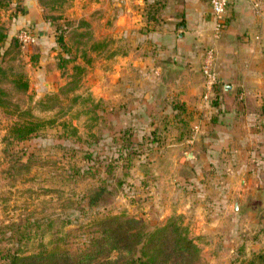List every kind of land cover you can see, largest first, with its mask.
<instances>
[{
    "label": "rangeland",
    "instance_id": "374dc122",
    "mask_svg": "<svg viewBox=\"0 0 264 264\" xmlns=\"http://www.w3.org/2000/svg\"><path fill=\"white\" fill-rule=\"evenodd\" d=\"M68 1L37 0L39 10L26 17L22 0H0V88L8 100L0 106V247H15L8 234L25 228L32 233L25 246L40 238L76 250L97 217L123 213L147 227L178 218L200 248L196 264H247L264 255V195L254 197L264 185H251L256 171L195 173L194 119L180 141L161 114L140 127L122 119L128 90L116 93L108 77L118 64L130 72L131 58L119 55L125 44L117 41L113 10L102 0ZM23 26L35 35L25 45L15 35ZM193 101L205 103L199 92ZM27 120L42 124L22 140L5 136ZM151 121L158 142L148 141L149 128L134 133Z\"/></svg>",
    "mask_w": 264,
    "mask_h": 264
},
{
    "label": "crops",
    "instance_id": "0c3cea01",
    "mask_svg": "<svg viewBox=\"0 0 264 264\" xmlns=\"http://www.w3.org/2000/svg\"><path fill=\"white\" fill-rule=\"evenodd\" d=\"M101 2L105 10H113L117 41L125 44L126 53L120 52V57L131 58L130 72L118 64L108 77L116 93L128 90L127 109L119 106L126 109L122 119L127 116L130 124L140 127L138 123L161 114L169 118L173 138L180 141L179 120L171 115L173 102H178L189 124L194 119L197 125L190 166L195 173L256 171L251 185H264V172L260 173L264 171V0H228L217 39L211 37L208 0ZM21 4L22 16L39 10L37 0ZM208 44L214 48L219 85L212 102L194 107L193 96L201 91L199 64ZM152 124L134 128V133ZM263 195L259 189L254 197Z\"/></svg>",
    "mask_w": 264,
    "mask_h": 264
},
{
    "label": "trees",
    "instance_id": "16d2710c",
    "mask_svg": "<svg viewBox=\"0 0 264 264\" xmlns=\"http://www.w3.org/2000/svg\"><path fill=\"white\" fill-rule=\"evenodd\" d=\"M2 37L3 32L0 29V40ZM58 40L61 38L58 37ZM15 82L17 88L27 87L26 80L18 79ZM6 103L8 104V100L0 88V106ZM172 107L175 109L171 113L172 117L179 120L181 133L179 138H185L189 135L190 125L189 119L183 116L184 107L178 102H173ZM164 118L163 127L169 120L167 117ZM41 121L15 122L9 126L5 136L15 140L25 139L39 129ZM159 131V127H151L145 136L148 137V141L158 142L161 139ZM124 138L127 141L124 142L126 148L125 144L130 142V134L127 133ZM102 188L105 187L102 185ZM93 202V198L89 196L88 203ZM93 224L95 228L91 229L89 237L86 238L88 243L76 250H70L56 242L47 246L40 238L32 247L25 246L32 234L31 229L26 231L25 228L21 230L15 228L16 231L14 233L11 231L8 235L10 243L17 245L12 247L5 244L4 247H0L3 264H196L200 256V248L189 235L187 227L174 216L168 217L163 223L147 227L134 216L108 213L97 217ZM51 233L54 234L55 231ZM116 254L118 256L110 258ZM255 263L264 264V255L257 254L247 261V264Z\"/></svg>",
    "mask_w": 264,
    "mask_h": 264
},
{
    "label": "built area",
    "instance_id": "2783aa9c",
    "mask_svg": "<svg viewBox=\"0 0 264 264\" xmlns=\"http://www.w3.org/2000/svg\"><path fill=\"white\" fill-rule=\"evenodd\" d=\"M228 0H208L210 13L212 17L211 37L217 39L223 26L224 12ZM16 39L21 45L28 44L34 40L33 29L29 26L18 28L16 32ZM215 53L213 45L208 44L204 47L200 64L199 72L201 77V92L200 98L205 103H210L213 99L216 89L219 85V78L214 68ZM194 132L197 131V126L192 128Z\"/></svg>",
    "mask_w": 264,
    "mask_h": 264
},
{
    "label": "water",
    "instance_id": "95a60500",
    "mask_svg": "<svg viewBox=\"0 0 264 264\" xmlns=\"http://www.w3.org/2000/svg\"><path fill=\"white\" fill-rule=\"evenodd\" d=\"M227 86H229V85H225L224 87L226 88Z\"/></svg>",
    "mask_w": 264,
    "mask_h": 264
}]
</instances>
